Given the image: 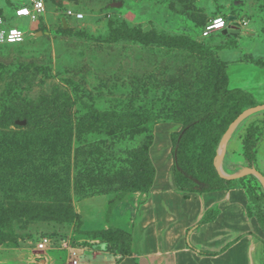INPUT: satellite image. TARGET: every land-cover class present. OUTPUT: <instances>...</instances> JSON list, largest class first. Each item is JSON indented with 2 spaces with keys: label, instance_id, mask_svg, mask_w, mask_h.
I'll use <instances>...</instances> for the list:
<instances>
[{
  "label": "rangeland",
  "instance_id": "1",
  "mask_svg": "<svg viewBox=\"0 0 264 264\" xmlns=\"http://www.w3.org/2000/svg\"><path fill=\"white\" fill-rule=\"evenodd\" d=\"M43 1L45 14L34 22L17 17L24 0H0L3 28L17 27L26 33L21 44H0V131L28 133L34 124L39 130L42 125L72 123L71 204L39 193L27 198L24 192L9 193L10 188L28 186L40 172L44 178H36L39 185L65 181L45 175L46 161L0 155L1 163L15 167L13 175L0 184V264H74L73 250L78 251V264H106L107 253L128 252V235L86 234L80 217V202L98 194L101 187L109 190L113 204L124 193L110 182L97 190H76L74 176L83 170H112L114 162L103 158L101 151L117 155L132 151L145 134L133 132L114 141L101 128L94 132L84 128L98 118L132 114L142 126L152 125L146 134L152 138V162L162 158L163 165L170 166L173 139L183 132L187 118L213 108L215 85L226 73L229 87L251 93L256 106L241 95L230 98L216 119L195 132L189 147L199 151L205 133L224 128L215 148V169L232 181L228 186L244 187L249 213L264 221V182L244 173L256 169L264 176V109L254 111L264 106V73L260 74L264 70V0ZM115 3L122 5L114 7ZM70 10L83 13L84 19L69 17ZM231 16L237 21L228 28L239 34L201 36L210 19L229 21ZM146 27L151 31L141 34ZM27 117L33 125L24 129L26 124L21 123H27ZM248 135L257 142L255 166L243 156ZM20 209L33 217L23 216ZM61 214H68L69 222ZM44 238L51 240V247L40 251L37 245ZM94 250L106 254L97 257Z\"/></svg>",
  "mask_w": 264,
  "mask_h": 264
},
{
  "label": "trees",
  "instance_id": "2",
  "mask_svg": "<svg viewBox=\"0 0 264 264\" xmlns=\"http://www.w3.org/2000/svg\"><path fill=\"white\" fill-rule=\"evenodd\" d=\"M225 20L228 22L229 26L231 23L228 19L225 18ZM149 32H144L143 30L141 34H147ZM221 33L224 34L223 32ZM228 34L229 33L226 35ZM210 37H207V39ZM215 86L213 108L205 114L187 118L184 121L183 132L173 139L172 155L174 160V180L176 187L181 191L205 193L219 190H230L234 187L228 186L232 181L221 177L216 171L214 164L216 157L215 148L224 128L219 126L208 131V133H205V135H203L204 142L199 151L195 148L193 149L192 147H189L190 142L193 139L195 132L201 129L205 124L212 122L224 111L225 105L230 98L236 95H241L247 98L252 106H256V103L254 96L251 93L240 88L229 87L230 77L228 73L223 74V79L217 81ZM236 117H238V115L235 116V118ZM25 120L27 123L23 127L24 129L33 125L31 124L32 119L30 117H27ZM36 125L37 124H34L32 129L28 130V133L0 131V155H8L9 157L26 156V158L33 159L37 163H43L46 161L52 166L44 163L45 175H50L52 180L58 178L63 179L65 183H63V185H57L56 183L50 185L44 183L43 185H39L35 182L36 178L39 180L44 178L43 172H40L33 176V181L28 186H25L22 189L10 188L9 193L17 196L19 193L23 194L24 192L26 193V198L31 197L32 193H39L45 197L53 198L55 201H61L62 203L70 205L71 201L68 191L70 188L71 170L68 160H70L72 155L71 138L74 131L72 128L73 125L72 123L58 122L52 126L42 125L39 130H36ZM80 125H77L75 129L79 130ZM143 125L144 126H142L141 123H137L133 119L132 114L125 112L120 113V115H111L110 118L106 120L98 118L93 123L86 126L84 129L92 132L95 130L98 131L101 128L100 130L114 141H120L127 136H131L128 134L133 132L145 134V137L134 150L125 152L121 155L109 153L106 150L104 152L101 151V154L104 156L103 158L114 162V167L112 170L106 172L91 170L76 172L74 179L76 184L79 185L76 186V190H97L100 185H104V182H110L111 185L115 184L116 191L124 193V195L132 192H149L155 180L156 169L149 154L152 138L146 135L152 125ZM88 145L90 146L89 148H93L95 152H97L96 150H99L97 147H94L95 145L92 143H88ZM243 150V156L246 159V162L250 166H255L257 159V142L251 135H248ZM123 165L131 166L133 169L126 168ZM39 167L40 169H38V171L41 170L42 166ZM11 170H15L12 163L0 162V184H2V180L8 179L9 176L13 175ZM197 182L203 184V187H199ZM3 188L6 189V186L4 185ZM100 189L102 190H98L99 193L93 196L108 195L110 193L109 190H104L103 187ZM27 205L28 204H22L21 206L23 208H29L30 206ZM113 205L114 204L110 202V207ZM21 206L18 205V208ZM31 208L32 207H30V209ZM18 212L23 214V216L26 214V217L28 218L33 217L32 212L28 210L25 211L24 209H20ZM249 215L257 219L259 225L264 231V221H262V218L256 215H251L250 213ZM60 218L64 222H69L68 214H61ZM111 231L128 235L130 239L128 252H125L124 255H122L119 250H114L113 252L115 254H121L122 256L130 255V247L132 245V236L130 234L116 228H110L108 230H83L86 234H107ZM106 247V244H104L103 249H106Z\"/></svg>",
  "mask_w": 264,
  "mask_h": 264
},
{
  "label": "crops",
  "instance_id": "3",
  "mask_svg": "<svg viewBox=\"0 0 264 264\" xmlns=\"http://www.w3.org/2000/svg\"><path fill=\"white\" fill-rule=\"evenodd\" d=\"M169 161H153L149 192L128 193L111 208L107 195L80 202L84 231L116 228L132 236L130 255L107 253L106 264H264V231L248 213L246 190L181 191L172 155Z\"/></svg>",
  "mask_w": 264,
  "mask_h": 264
},
{
  "label": "built area",
  "instance_id": "4",
  "mask_svg": "<svg viewBox=\"0 0 264 264\" xmlns=\"http://www.w3.org/2000/svg\"><path fill=\"white\" fill-rule=\"evenodd\" d=\"M25 4L22 5L17 10V17L19 18H29L31 21H37L42 15L45 14L46 6L43 0H24ZM68 16L76 20L84 19L83 13H77L73 10L68 11ZM228 22L224 18H213L205 26L202 31L201 36L203 38L210 37L212 34L217 32H223L228 29ZM26 39V33L21 29L14 28H3V20L0 18V44H21ZM51 247V240L49 238L42 239L37 248L40 251L47 250ZM72 252V251H71ZM78 251L73 250L72 256L74 264H78L79 261L76 259L78 257Z\"/></svg>",
  "mask_w": 264,
  "mask_h": 264
},
{
  "label": "water",
  "instance_id": "5",
  "mask_svg": "<svg viewBox=\"0 0 264 264\" xmlns=\"http://www.w3.org/2000/svg\"><path fill=\"white\" fill-rule=\"evenodd\" d=\"M121 5H122V3H115V4H113L114 7H120ZM236 21H237V17H235V16L229 17V22H233L234 23ZM234 26H237L238 27V23L237 24H234ZM150 29H151L150 27H146L144 29V32H149ZM223 33L224 34H227V33H229V34H239L240 31L239 30H235L233 28H231V29L228 28L227 30L223 31ZM262 109H264V106H259L256 109H254V111H258V110H262ZM21 124H26V123L25 122H22ZM244 173L245 174H247V173L255 174V175H257L264 182V176L259 171H257L256 169L247 170Z\"/></svg>",
  "mask_w": 264,
  "mask_h": 264
}]
</instances>
